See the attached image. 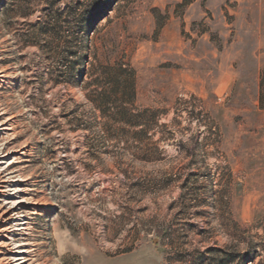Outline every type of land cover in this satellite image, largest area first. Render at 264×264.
<instances>
[{
	"label": "rangeland",
	"instance_id": "rangeland-1",
	"mask_svg": "<svg viewBox=\"0 0 264 264\" xmlns=\"http://www.w3.org/2000/svg\"><path fill=\"white\" fill-rule=\"evenodd\" d=\"M261 30L264 0H0V264L260 261Z\"/></svg>",
	"mask_w": 264,
	"mask_h": 264
},
{
	"label": "crops",
	"instance_id": "crops-1",
	"mask_svg": "<svg viewBox=\"0 0 264 264\" xmlns=\"http://www.w3.org/2000/svg\"><path fill=\"white\" fill-rule=\"evenodd\" d=\"M253 38L255 39V49L253 50L254 53H257L260 51L263 53L264 50V33L261 31L259 32H253L252 33ZM263 55V54H262ZM261 66L259 63L256 65V70L260 71Z\"/></svg>",
	"mask_w": 264,
	"mask_h": 264
},
{
	"label": "trees",
	"instance_id": "trees-1",
	"mask_svg": "<svg viewBox=\"0 0 264 264\" xmlns=\"http://www.w3.org/2000/svg\"><path fill=\"white\" fill-rule=\"evenodd\" d=\"M253 243V242H252ZM261 247H257V244H254V247L252 246V249L255 250L257 248H262V253H259V256H261L262 258L260 259V261H256V257H252L254 255H252L251 257H248V258H251L250 261L253 262V264H264V243H261L260 245ZM256 251V250H255ZM250 256V255H249ZM247 264V263H245Z\"/></svg>",
	"mask_w": 264,
	"mask_h": 264
}]
</instances>
